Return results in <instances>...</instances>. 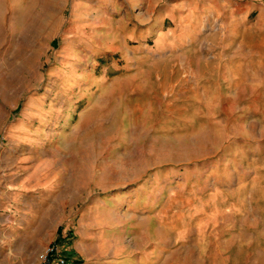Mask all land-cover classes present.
Instances as JSON below:
<instances>
[{"label":"rangeland","instance_id":"1","mask_svg":"<svg viewBox=\"0 0 264 264\" xmlns=\"http://www.w3.org/2000/svg\"><path fill=\"white\" fill-rule=\"evenodd\" d=\"M113 2L105 10L131 30L135 77H110L122 49L62 62L69 29L98 41L96 8L0 0V203L12 206L0 211L18 220L39 205V191L12 183L50 170L68 178L44 217L63 223L60 253L75 235L65 226L97 207L127 220L132 255L117 264H264V0ZM43 243H26L21 259L38 264Z\"/></svg>","mask_w":264,"mask_h":264},{"label":"crops","instance_id":"2","mask_svg":"<svg viewBox=\"0 0 264 264\" xmlns=\"http://www.w3.org/2000/svg\"><path fill=\"white\" fill-rule=\"evenodd\" d=\"M113 4V0H72V9L80 11V15L85 14L87 16L88 12L96 8L100 13L99 20H103L104 27L97 42L92 30L87 32L85 29H69L61 52L64 56L66 55V57H62V62H65L66 66L74 62L68 56V52L87 50L92 56L99 57L102 54L116 56L118 50L122 49L124 50L123 56L114 57L113 62L107 67V70L113 72L110 77H135L137 73H140V67L138 68L132 51L124 42L126 38L124 35L131 30H125L122 26L119 29L113 22L109 21L111 17L108 10L105 9L110 8ZM79 18H76L77 23L82 26L86 21L82 19L83 16ZM118 25H123L122 21H118ZM116 31L120 46L116 47L115 44L109 46L108 34ZM67 77H78V75L71 74ZM67 179L63 175L55 176V173L49 170L44 171V173L31 171L24 177L13 180L12 186L19 188V192L26 191L24 193L31 194L39 191L42 196L34 197V200H38L39 205L34 204L33 206L31 203L26 205L24 212L18 213V220L13 219L15 212L10 215L0 211V264H26L34 258L28 259L30 255L26 243H33L39 239L49 245L53 243L56 237L59 239V236H55L58 228L63 224L59 216L54 220L49 218L48 221L44 217L45 215H52L53 208L61 203L63 197H59L58 194H67ZM47 194L50 196H44ZM42 197L44 199H41ZM41 202L44 203L43 213L33 221L34 216L30 210L36 209ZM7 209L11 210L12 206L0 203V210ZM90 210L88 216L81 217L74 223L65 226L66 232L70 230L69 236H72L73 233L75 235L63 242V248L66 247L65 250L67 251L60 253V255L68 259L71 264H117V257L121 255L131 256L132 244L125 240V229L123 230V227L127 225V220L106 218L103 216V208L95 207L90 208ZM20 242L23 243V246L16 247V243ZM26 254L28 258L23 261L21 258Z\"/></svg>","mask_w":264,"mask_h":264},{"label":"built area","instance_id":"3","mask_svg":"<svg viewBox=\"0 0 264 264\" xmlns=\"http://www.w3.org/2000/svg\"><path fill=\"white\" fill-rule=\"evenodd\" d=\"M38 264H68L66 259L60 255L59 247L56 243L49 244L43 253L38 256Z\"/></svg>","mask_w":264,"mask_h":264}]
</instances>
